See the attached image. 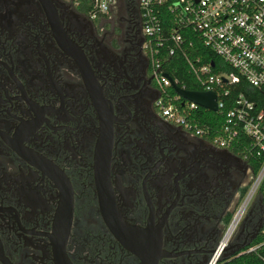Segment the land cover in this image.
<instances>
[{
	"label": "flooded vegetation",
	"instance_id": "flooded-vegetation-1",
	"mask_svg": "<svg viewBox=\"0 0 264 264\" xmlns=\"http://www.w3.org/2000/svg\"><path fill=\"white\" fill-rule=\"evenodd\" d=\"M144 41L138 0L95 16L0 0V264H207L221 247L254 170L161 113ZM263 222L256 201L227 253Z\"/></svg>",
	"mask_w": 264,
	"mask_h": 264
},
{
	"label": "built area",
	"instance_id": "built-area-1",
	"mask_svg": "<svg viewBox=\"0 0 264 264\" xmlns=\"http://www.w3.org/2000/svg\"><path fill=\"white\" fill-rule=\"evenodd\" d=\"M112 3L115 0H101L100 11L108 12ZM138 3L144 49L162 89L161 113L174 124L222 148L240 147L245 158L262 159L225 232L218 249L221 250L234 223L238 224L247 208L259 196L263 200L264 195V0H138ZM96 13L93 11L92 15ZM197 43L218 55L230 70L214 71L215 61L205 62L201 55L194 54ZM178 52L201 90L216 92L218 109L212 111L222 110V126L204 121L199 116V108L203 106L180 95L166 75L170 74L169 58ZM170 76L181 88L188 89L179 84L178 78ZM241 83L255 89L258 96H248L244 91L236 93ZM261 231L264 234V222Z\"/></svg>",
	"mask_w": 264,
	"mask_h": 264
},
{
	"label": "trees",
	"instance_id": "trees-1",
	"mask_svg": "<svg viewBox=\"0 0 264 264\" xmlns=\"http://www.w3.org/2000/svg\"><path fill=\"white\" fill-rule=\"evenodd\" d=\"M77 3L78 9L84 13H92L96 8V0H75ZM195 55H201L205 62L215 61L217 66L214 68V71L219 72L220 70H230L228 64H224L222 59L216 55L210 49L204 48L200 43H197L194 48ZM167 71L175 78H178L180 85H185L186 88L190 90H201L203 89L195 80V78L190 74L188 69V64L184 60L181 53H176L171 56L167 62ZM174 92L173 89H171ZM236 93L239 91H244L248 96H258V93L255 89L248 86V84H239L236 88ZM235 93V92H234ZM230 106H227L229 108ZM199 116L210 125L218 127L222 126L224 123V114L221 111L215 112L208 110L206 108H199ZM232 151L239 153L243 157L245 156L243 150L240 147L232 148ZM249 164L252 166L254 173H257L260 169L262 159H255L252 157L246 158ZM263 204H264V195H263ZM256 247L254 250L250 248ZM217 264H264V234L262 231L250 242V244L236 253L229 259H222Z\"/></svg>",
	"mask_w": 264,
	"mask_h": 264
},
{
	"label": "water",
	"instance_id": "water-1",
	"mask_svg": "<svg viewBox=\"0 0 264 264\" xmlns=\"http://www.w3.org/2000/svg\"><path fill=\"white\" fill-rule=\"evenodd\" d=\"M100 3L101 0H97V7L95 8L94 12H98L100 10ZM212 64L214 65V62H212ZM166 75L172 79L173 82V86L175 88V90L182 95L183 97H185L186 99H189L197 104H199L200 106H203L205 108L211 109V110H217L218 109V103H217V95L215 91H203V90H189V89H183L181 88L178 84H176L173 81V78L170 76V74L166 73ZM261 204L262 203V197L259 196L257 198ZM263 226V225H262ZM262 228V227H261ZM258 234H256L254 236V238L257 236ZM250 243H246L242 246H240L238 249L234 250L231 253H227L229 247L227 246V244L223 245L221 250L216 251V253L214 254V256L212 257V259L214 260V263H218L219 261H221L222 259H229L231 258V256H234L236 253H238L239 251H241L242 249H244L245 247H247ZM212 259L207 263L209 264ZM157 260V259H156ZM155 260V262H156Z\"/></svg>",
	"mask_w": 264,
	"mask_h": 264
},
{
	"label": "bare ground",
	"instance_id": "bare-ground-1",
	"mask_svg": "<svg viewBox=\"0 0 264 264\" xmlns=\"http://www.w3.org/2000/svg\"><path fill=\"white\" fill-rule=\"evenodd\" d=\"M236 224H237V221L234 223V225L231 227L230 231L228 232V234L226 235V238H225V241L224 243H227L232 235V233L234 232L235 230V227H236ZM211 264H214V260L212 261Z\"/></svg>",
	"mask_w": 264,
	"mask_h": 264
},
{
	"label": "rangeland",
	"instance_id": "rangeland-1",
	"mask_svg": "<svg viewBox=\"0 0 264 264\" xmlns=\"http://www.w3.org/2000/svg\"><path fill=\"white\" fill-rule=\"evenodd\" d=\"M112 4H114V3H112ZM254 200H255V199H254ZM254 200H253V201H254ZM257 200H258V199H256V200L253 202V204H254ZM240 223H241V221L237 224V227H236V229L234 230V232L232 233V235H231L229 241L233 238L235 232L238 230Z\"/></svg>",
	"mask_w": 264,
	"mask_h": 264
}]
</instances>
